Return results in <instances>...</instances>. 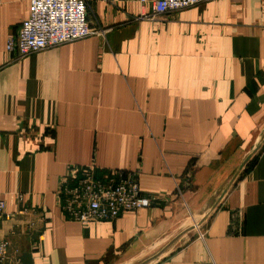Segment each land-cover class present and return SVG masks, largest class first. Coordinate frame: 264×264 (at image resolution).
Returning <instances> with one entry per match:
<instances>
[{"label":"crops","instance_id":"0c3cea01","mask_svg":"<svg viewBox=\"0 0 264 264\" xmlns=\"http://www.w3.org/2000/svg\"><path fill=\"white\" fill-rule=\"evenodd\" d=\"M86 2L93 34L17 58L28 4L0 0V264L151 257L191 226L150 264H264V0ZM92 165L135 172L151 206L66 220L63 183Z\"/></svg>","mask_w":264,"mask_h":264},{"label":"built area","instance_id":"2783aa9c","mask_svg":"<svg viewBox=\"0 0 264 264\" xmlns=\"http://www.w3.org/2000/svg\"><path fill=\"white\" fill-rule=\"evenodd\" d=\"M27 17L18 33L7 40L5 50L23 58L93 34L86 0H26ZM147 9L141 18H156L212 0H138ZM60 191V208L66 220L87 226L111 222L121 214L151 206L143 196L135 172L114 171L97 175L94 165L73 170ZM0 203V210L3 208ZM5 244H0V255Z\"/></svg>","mask_w":264,"mask_h":264},{"label":"water","instance_id":"95a60500","mask_svg":"<svg viewBox=\"0 0 264 264\" xmlns=\"http://www.w3.org/2000/svg\"><path fill=\"white\" fill-rule=\"evenodd\" d=\"M264 141V140H263ZM263 143V142H262ZM262 143L255 148L251 154H249L246 159L243 161V163L240 165L239 170L237 171V173L235 174L233 180L235 179V177L237 176L238 172L240 171V169L243 168V166L246 164V162L251 158V156L257 151V149L262 145ZM232 180V181H233ZM230 185V184H229ZM229 187V186H228ZM228 187L223 191V193L221 194V196L219 197V200L223 197V195L225 194V192L227 191ZM215 208V206H213V208L205 215V217L196 224V226L200 225L204 219L211 213V211ZM195 228V226H191L189 228H187L186 230L182 231L180 234H178L174 239L170 240L165 246H163L156 254H154L153 256H151L150 258L144 260L143 262H141L140 264H149L151 262H153L154 260H156L157 258H159L163 253H165L178 239H180L183 235L187 234L188 232L192 231Z\"/></svg>","mask_w":264,"mask_h":264},{"label":"rangeland","instance_id":"374dc122","mask_svg":"<svg viewBox=\"0 0 264 264\" xmlns=\"http://www.w3.org/2000/svg\"><path fill=\"white\" fill-rule=\"evenodd\" d=\"M145 251L146 249L144 251H138V253L133 254V256H130L129 254L128 255L120 254L118 256L107 255L103 259L96 261L94 264H140L144 260L150 258L147 256H150L152 254V253H147L148 251L146 252Z\"/></svg>","mask_w":264,"mask_h":264},{"label":"bare ground","instance_id":"6f19581e","mask_svg":"<svg viewBox=\"0 0 264 264\" xmlns=\"http://www.w3.org/2000/svg\"><path fill=\"white\" fill-rule=\"evenodd\" d=\"M172 246H173V245H172ZM163 254H164V253H163ZM163 254H162V255H163ZM162 255H161V256H162ZM157 259H158V258H157ZM154 261H155V260H154ZM151 263H152V262H151ZM149 264H150V263H149Z\"/></svg>","mask_w":264,"mask_h":264}]
</instances>
